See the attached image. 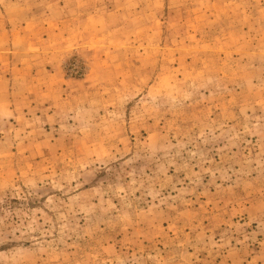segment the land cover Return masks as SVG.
<instances>
[{"label": "rangeland", "instance_id": "374dc122", "mask_svg": "<svg viewBox=\"0 0 264 264\" xmlns=\"http://www.w3.org/2000/svg\"><path fill=\"white\" fill-rule=\"evenodd\" d=\"M0 264H264V0H0Z\"/></svg>", "mask_w": 264, "mask_h": 264}]
</instances>
